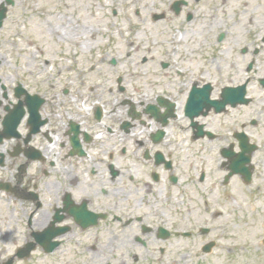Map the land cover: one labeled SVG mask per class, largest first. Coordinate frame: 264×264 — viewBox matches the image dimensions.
<instances>
[{"label": "flooded vegetation", "instance_id": "af4514ba", "mask_svg": "<svg viewBox=\"0 0 264 264\" xmlns=\"http://www.w3.org/2000/svg\"><path fill=\"white\" fill-rule=\"evenodd\" d=\"M227 1L155 0L149 18L141 20L156 27L148 42L159 70L182 76L195 66L194 83L147 86L143 91L63 86L50 97L42 91L40 118L32 115L31 98L20 99L16 108L14 86L0 87V264H189L192 256L186 251L191 248L234 250L238 221L226 212V199L244 183L240 176L226 181L230 161L225 153L230 148L240 153L242 134L255 143L253 131L264 112L256 111L239 125L256 101L250 83L247 107L228 106L220 115L203 116L199 109L191 111V104L187 112L206 85L205 44L211 32L227 25ZM29 3L0 0V57L15 54L11 41L17 26L31 23ZM263 31L241 47L233 35L217 36L219 87L214 100L222 101L225 88L255 76L256 59L264 57ZM225 39L230 46L223 45ZM239 55L251 58L243 80ZM24 89L33 94L31 86ZM166 98L175 105L173 112L166 108ZM99 107L102 115H97ZM261 142L256 140L251 165L264 186ZM57 252L59 258H50Z\"/></svg>", "mask_w": 264, "mask_h": 264}, {"label": "rangeland", "instance_id": "374dc122", "mask_svg": "<svg viewBox=\"0 0 264 264\" xmlns=\"http://www.w3.org/2000/svg\"><path fill=\"white\" fill-rule=\"evenodd\" d=\"M124 1L122 0L121 3V0H111L108 11H104L93 7V4H100L102 0H30L32 3L30 8H33L32 19L30 25L28 21L23 22L25 27L23 26V32L21 31L17 42L19 52L17 50L12 57L0 58V61L1 59L9 61L8 64L0 66L1 86H15L20 82L24 86H31L34 92L54 93L63 86L74 89L79 86L81 90L85 89L84 86L112 88L118 86V81H121V86H174L187 80L192 82L197 74L195 66H190L189 71H185L182 77H176L171 71L160 72L159 69L154 68L152 60H148V65L142 69L137 67L142 59L139 56L143 55V50L136 53L140 44L139 35L154 34L150 27L153 26L152 24L143 26L138 21L149 18L148 11L154 7L153 0L142 2L128 0L127 3ZM228 1L226 9L229 19L225 18L227 25L223 28H228V35L240 40L241 47L249 35L259 33L264 25V0H247L249 3L247 6L243 0ZM123 2L126 6L121 7L120 4H124ZM144 7L146 10L141 12V16H136L135 8ZM112 9L117 10V16H112ZM68 15L70 20L67 19ZM102 15L108 16V20L106 19L104 23L101 19ZM89 28L90 33L96 38L91 43L93 47L86 43L90 46L89 51L81 52L76 44L81 45L92 37L82 36L89 34ZM62 31H64L62 35H66V38L75 36L74 42L68 44L59 42L58 34ZM218 34L217 30L211 33L208 43L205 44V51H208L205 53V68L208 74L204 79L213 84H216L219 69V60L215 59L217 51H213L218 48L216 43ZM230 45L231 43L226 46ZM36 48H39L38 51L41 50L43 54L40 55ZM30 50L31 54H29ZM225 56L229 58L232 53L226 52ZM239 57H241L240 61L244 56L239 55ZM49 59L52 62L48 65L46 60ZM112 60L116 61V66L110 64ZM259 60V73L264 75L262 72L264 57ZM243 63L245 61H240L242 73ZM120 78L122 79L119 80ZM257 173L259 178L263 179V175L258 171ZM242 189L239 187L240 194L226 199L228 201L226 203L237 212L239 221L236 229L239 237L237 243H240V246L243 244L245 249L237 248L233 257L228 256L226 249H219L215 251L214 256L208 258L209 264H264V248L261 243L264 233V197L249 199L241 192ZM186 254L191 258L190 252ZM180 256L177 255V258L180 259ZM200 259L204 258L200 257Z\"/></svg>", "mask_w": 264, "mask_h": 264}, {"label": "bare ground", "instance_id": "6f19581e", "mask_svg": "<svg viewBox=\"0 0 264 264\" xmlns=\"http://www.w3.org/2000/svg\"><path fill=\"white\" fill-rule=\"evenodd\" d=\"M51 62H52L51 59H49V60H48V65L51 64Z\"/></svg>", "mask_w": 264, "mask_h": 264}]
</instances>
